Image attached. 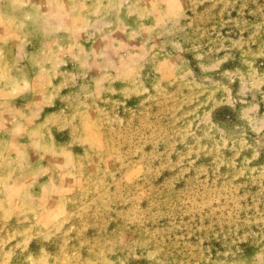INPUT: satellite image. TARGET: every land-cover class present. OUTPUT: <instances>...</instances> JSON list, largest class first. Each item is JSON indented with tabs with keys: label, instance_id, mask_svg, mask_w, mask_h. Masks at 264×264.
Wrapping results in <instances>:
<instances>
[{
	"label": "rangeland",
	"instance_id": "obj_1",
	"mask_svg": "<svg viewBox=\"0 0 264 264\" xmlns=\"http://www.w3.org/2000/svg\"><path fill=\"white\" fill-rule=\"evenodd\" d=\"M0 264H264V0H0Z\"/></svg>",
	"mask_w": 264,
	"mask_h": 264
}]
</instances>
